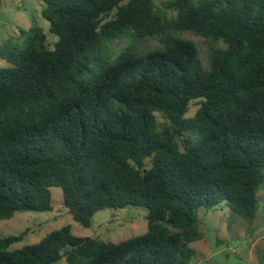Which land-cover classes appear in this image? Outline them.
Here are the masks:
<instances>
[{"label":"trees","instance_id":"16d2710c","mask_svg":"<svg viewBox=\"0 0 264 264\" xmlns=\"http://www.w3.org/2000/svg\"><path fill=\"white\" fill-rule=\"evenodd\" d=\"M39 1L52 46L32 27L0 49V220L51 212L57 188L83 228L133 206L146 232L112 243L65 226L10 250L25 231L0 238V264H189L200 209L225 203L251 222L264 187V0ZM186 32L205 41V61ZM116 39L129 42L114 51Z\"/></svg>","mask_w":264,"mask_h":264},{"label":"rangeland","instance_id":"374dc122","mask_svg":"<svg viewBox=\"0 0 264 264\" xmlns=\"http://www.w3.org/2000/svg\"><path fill=\"white\" fill-rule=\"evenodd\" d=\"M154 1L161 7L169 0ZM42 9L43 4L39 0H1L0 49L9 40L20 41L19 30L28 33L32 27L43 30L51 47L56 38L49 33V23L41 16ZM183 37L197 45L200 57L205 61V41L189 32L183 34ZM128 42L127 39H116L111 47L118 51ZM156 46L157 43L150 40L141 42L138 48L144 52ZM7 67L8 64L0 59V68ZM196 110L197 107L192 103L186 117H192ZM156 117L159 125L165 124L160 115ZM61 196L60 189H51V212L16 213L9 220H0V238L17 236L26 231L23 240L13 244L10 250L38 243L47 234L65 226L71 227L75 237H91L112 243L141 236L146 232L147 210L143 207L128 206L118 210L98 211L93 215L89 228H83L62 208ZM256 200L257 212L251 222L233 213L225 203L209 210L200 209L199 231L203 238L190 244L195 255L189 264H264V187L257 193ZM56 264L65 262L62 259Z\"/></svg>","mask_w":264,"mask_h":264}]
</instances>
